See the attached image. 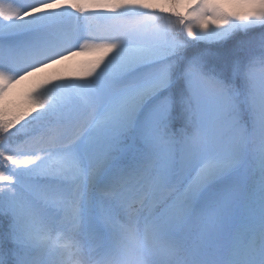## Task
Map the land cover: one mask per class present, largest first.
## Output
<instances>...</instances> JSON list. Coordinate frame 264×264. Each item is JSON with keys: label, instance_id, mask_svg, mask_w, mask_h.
<instances>
[{"label": "snow or ice", "instance_id": "snow-or-ice-1", "mask_svg": "<svg viewBox=\"0 0 264 264\" xmlns=\"http://www.w3.org/2000/svg\"><path fill=\"white\" fill-rule=\"evenodd\" d=\"M0 264H264V0H0Z\"/></svg>", "mask_w": 264, "mask_h": 264}, {"label": "rangeland", "instance_id": "rangeland-1", "mask_svg": "<svg viewBox=\"0 0 264 264\" xmlns=\"http://www.w3.org/2000/svg\"><path fill=\"white\" fill-rule=\"evenodd\" d=\"M85 54L87 53L79 54L73 57L72 59L65 61L62 65L58 67H60L61 69H64L67 66H69L71 63H74L76 61H80L81 59H83ZM23 83H26V85H24ZM32 84H33V80L30 79V80L23 81L20 84L16 85L12 91L11 97L19 96L20 94H22V92H28V90L32 87Z\"/></svg>", "mask_w": 264, "mask_h": 264}]
</instances>
